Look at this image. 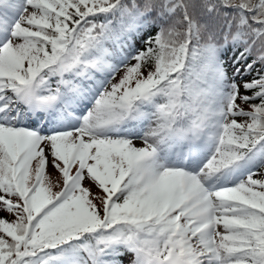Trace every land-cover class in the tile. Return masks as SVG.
Returning a JSON list of instances; mask_svg holds the SVG:
<instances>
[{
  "label": "snow or ice",
  "instance_id": "obj_1",
  "mask_svg": "<svg viewBox=\"0 0 264 264\" xmlns=\"http://www.w3.org/2000/svg\"><path fill=\"white\" fill-rule=\"evenodd\" d=\"M0 264H264V0H0Z\"/></svg>",
  "mask_w": 264,
  "mask_h": 264
},
{
  "label": "trees",
  "instance_id": "obj_2",
  "mask_svg": "<svg viewBox=\"0 0 264 264\" xmlns=\"http://www.w3.org/2000/svg\"><path fill=\"white\" fill-rule=\"evenodd\" d=\"M155 33V30H153V34ZM233 55V53H231V52H229L228 54H227V56H232ZM231 71V70H230ZM257 103L259 102V101H256ZM244 107H245V109L247 110L248 109V106L247 105H244ZM240 119H243V118H240ZM135 143L138 145V146H140L143 142H142V140H136L135 141Z\"/></svg>",
  "mask_w": 264,
  "mask_h": 264
}]
</instances>
